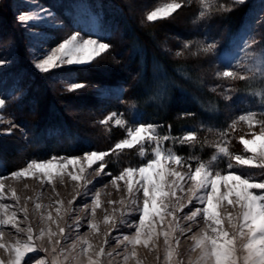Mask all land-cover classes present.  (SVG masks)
Segmentation results:
<instances>
[{"label":"trees","instance_id":"obj_1","mask_svg":"<svg viewBox=\"0 0 264 264\" xmlns=\"http://www.w3.org/2000/svg\"><path fill=\"white\" fill-rule=\"evenodd\" d=\"M47 3L60 16L65 35L79 31L86 37L103 38L112 47L90 67H66L43 74L27 60L24 29L15 13L11 10L0 17V59L7 61L0 66V97L6 98V112L17 128L12 135H0L1 174L33 159L111 149L120 131L108 137L96 124L110 112L120 114L129 125H160L157 130L174 139L172 147L177 154L205 159L217 153L208 144L206 133L225 132L232 119L249 112L264 119V75L249 60L247 65L243 63L247 79L217 75L219 70L238 64L225 62L224 54L236 50L245 38L248 51L264 58V23L249 28L264 13V0H247L230 12L195 9L185 12L180 22L175 18L150 22L135 14V5L127 0ZM3 6L0 0V9ZM167 35L215 44V48L210 53L174 56L166 48ZM100 64L105 67L101 69ZM260 69L264 71V64ZM71 82L88 85L80 104L70 103L79 98L75 95L78 90H65ZM97 86L111 95L100 97L91 88ZM152 88L154 92L148 91ZM80 107L86 111L78 113ZM192 130L198 136L195 143L178 142ZM6 140L20 143L10 149ZM216 164L227 168V159L220 158Z\"/></svg>","mask_w":264,"mask_h":264},{"label":"snow or ice","instance_id":"obj_2","mask_svg":"<svg viewBox=\"0 0 264 264\" xmlns=\"http://www.w3.org/2000/svg\"><path fill=\"white\" fill-rule=\"evenodd\" d=\"M33 5L37 10L31 12H21L17 16V21L21 27L25 28L31 34L39 35L35 32L36 22L51 18L55 20V15L50 8H45L37 4V0H32ZM245 0H232V4H243ZM180 3H167L162 7H156L153 11L147 14L148 21H157L166 19L172 15L177 9H180ZM219 12L232 11L231 6L218 5L216 8ZM204 13H201L203 16ZM30 22L32 26L30 27ZM264 23V13H262L252 24L250 29H254L257 25ZM251 35V33H249ZM249 40H243V47H247ZM185 48L189 45L185 43ZM112 45L105 42L103 38H93L88 35L85 38L81 32L77 31L60 40L55 46L44 48L41 46V51L38 58H34V67L43 74L50 73L55 70H60L71 66H88L102 57V54L110 50ZM215 48V44H207L202 47L204 52H210ZM179 55V53H177ZM7 63L6 60L0 59V66ZM264 64V58L259 61ZM257 72L264 75L260 67H257ZM218 76L232 79H247L248 77L241 76L232 70H225L217 73ZM84 82H71L66 86V91H76L87 87ZM99 90V86H97ZM10 102V101H9ZM6 107V98H0V110ZM115 113H112L101 121L106 124L108 120L113 119ZM191 115V114H188ZM255 113L249 112L247 115L239 116V120L247 121L249 127H253ZM11 124L7 133L12 134L15 124ZM123 121L116 119L115 124L120 125ZM233 121L231 128L235 127ZM259 124V132H252L250 139L240 137L243 144V154H235L230 150L228 141H221L214 145L216 152L222 159H227V168L223 171L213 170L212 161L217 159L216 155L212 156L211 161L207 163L197 160L196 166L193 168L191 158H185L176 154L170 148H165L163 142L172 140L171 136H161L157 129L160 125L153 123L139 122L135 127L127 129V138L121 139L114 145L109 152L105 151H88L81 156L57 157L52 156L43 160H31L26 167L11 172L9 175L13 178H22L35 176L40 174L41 178H46V182H51L54 176H59L63 179L65 170L71 167V171H67L66 175L72 181L79 182L85 180L83 192L77 190V197L88 196L90 190L87 185L91 184V180L85 179V167L92 168L97 165L93 171L96 176L101 173L112 177L110 172H106L105 157L110 152L122 151L124 149H132L140 145V155H145L144 144H151V158L142 163L138 167H126L111 179V183L119 187L118 182L122 181L126 188V199L129 203L125 206L124 199L121 198L119 203L128 209L127 212L121 211L119 222L115 217L112 218V230L118 229L127 224L129 228H134L132 234H123L117 238V242L131 246V251L124 256L125 261L131 257H135V246L143 244L145 246L153 245L156 238L163 237L165 255L164 264H185L183 260L176 259L181 255L176 245L179 239L176 233L191 232V226L181 224L182 220L196 222L200 217L203 220L204 227L200 228L192 236L195 240L193 250L199 249V254L194 264H264V120L256 121ZM171 127V126H169ZM227 131L222 135L227 136ZM197 133L195 130L188 131L185 135L178 138L181 144L195 143ZM260 142L257 146V142ZM86 161V165L82 163ZM99 162V163H98ZM186 168L185 171H180L179 167ZM242 167L259 169L257 180L253 175L247 172H241ZM5 177L0 176V200L5 198ZM188 185L186 188L185 185ZM183 193L187 195L185 202ZM101 192L99 190L91 192L93 205L91 207V215L95 217L96 209L101 204ZM11 198L18 204L20 197L16 195L15 189L11 190ZM196 204H193V201ZM73 201H68L71 205ZM237 207L235 213L229 212L225 218L220 211L224 203ZM109 204H116L117 201H108ZM56 216L54 217L51 211L46 215L41 214V219L47 225L56 224L57 232L52 231L50 226L40 227L38 233L34 234L33 226L29 223L26 229L19 227L16 211H9L10 208H15L16 205L0 203V225H11L16 229L19 236L20 233H25V239H16L11 244L0 243V249H3L7 254V258L0 256V264H30L26 260L29 253H35L38 250L48 252V248L38 249L35 245L37 241L43 240L47 236L49 243L52 244L51 261L38 260L33 264H64L68 259V255L75 249V243L71 249H61V254L64 260H60L57 254V246L59 240L53 242V237L60 236L67 239L65 227H61L57 222L61 219V213L68 215L70 208H64L62 201H55ZM191 205V207H189ZM88 206L85 205V208ZM36 209L41 208V204L35 205ZM187 208V213L184 209ZM19 211L24 214L25 219L28 217L26 207H19ZM116 210L113 209V212ZM135 214L138 218L129 221V217ZM109 216L105 215L104 220L107 222ZM89 228L98 229L96 223H89ZM79 224H77V229ZM107 236L108 233L106 232ZM3 233L0 232V237ZM83 242L80 251V256L86 257V264H101L100 257L105 255V250L100 247L98 251L90 252L92 245L84 237H79ZM107 243V241H105ZM112 256L113 253H107ZM119 255V253H117ZM139 264V262H138ZM188 264H193L189 261Z\"/></svg>","mask_w":264,"mask_h":264},{"label":"rangeland","instance_id":"obj_3","mask_svg":"<svg viewBox=\"0 0 264 264\" xmlns=\"http://www.w3.org/2000/svg\"><path fill=\"white\" fill-rule=\"evenodd\" d=\"M49 1L56 2V0H49ZM127 2L129 3L131 2V4H134L135 6L134 5L133 6L136 8L134 9V13L143 16L145 19L147 14L153 11L156 7H162L164 4L173 3V2L180 3L182 5V7L180 9H177L174 13H172L170 17L166 19H159L157 21L167 20L171 18H175L174 20L177 21L179 20L183 21V17H182L184 16L183 14H186L185 12L191 13L192 10L195 9H203L204 7H206V10H210V9L216 10L218 5L231 6V7L238 5V4H232V0H227V1L226 0L225 1L127 0ZM3 3L5 4V6H3V8L0 9L1 18L4 15H8L9 11L11 10L15 13L16 16H18L21 12H31L37 10L33 5L32 0H3ZM37 4L42 5L45 8H50L52 10V8L47 3V0L46 1L37 0ZM191 5L192 8H190ZM53 13L56 18L55 20L49 18L47 20L36 22L34 31L38 32L39 35L31 34L28 31H26L25 28H23L24 35L22 36V38L23 39L25 38L24 41L29 53V58L27 60H29L33 66H34L33 64L34 58H38V54L41 51V46H43L44 48L53 47L60 40L74 33L72 32L69 33L68 35H65L64 24L61 22L59 18L60 16L54 11ZM177 21H174L175 25H177L176 23ZM181 23L183 24V22ZM31 26H32V22H30V27ZM19 38L21 39V36ZM85 38L87 37L85 36ZM185 43H188L189 45L187 48H185L184 46ZM203 46H205L204 43L200 42L198 44L197 42H193L189 40H181L179 37H169L166 40V48L174 56H183V55H188L192 53H197L199 51H203L202 50ZM248 46L243 47V41H242L240 43V46L236 50L224 54L225 62L238 63L237 65H234L228 70H232L236 73H239L241 76H246L247 72L245 71L246 68L244 69V67L245 65H247L245 63H247L248 60L256 68L263 66V64L259 63V61L262 58L261 54L254 53L253 51L250 50L248 51ZM108 51L102 54V57L106 56ZM177 53H179V55ZM204 53H210V52H204ZM91 65L79 66V67H90ZM99 67L102 69L105 67V65L100 64ZM219 72H223V70H219ZM229 79L237 80L232 78ZM197 84L200 85L201 82H197ZM91 88L95 89V91L98 93L100 97H109L111 95V91L105 88L99 87V90H97V87H91ZM148 91L154 92L153 88L150 90L148 89ZM86 93L87 91L84 92V89L83 90L80 89L76 91L75 95H79V98L75 99L76 101L71 100L72 102L70 103L74 105L80 104L78 102L85 100L87 96ZM6 108L7 107H5L3 110H0V133H7L9 127H11V124L9 122L14 124L10 116L7 114ZM85 111L86 110H84L82 107L78 108L77 110L78 113H83ZM111 114L112 113L110 112L109 114L105 115L103 118H100L99 120L96 121V124L99 126V130L104 131L108 137L120 131L119 134L121 135L118 139L114 141L115 143L112 146L113 148L114 145L118 143L121 139L127 138V129L129 127H135V126L129 125L122 118V116L117 113H115L116 115L113 117V119L108 120L106 124L101 123V121L106 120V118ZM239 116L241 115H238L231 120L229 127L227 129V133H228L227 136L222 135V133L224 132L215 131V132L206 133L205 135H209L208 139L210 140L208 141V144L214 147L215 144L226 140L229 142L228 146L231 151H233L235 154H243V144L240 141V137L243 136L245 139H250L252 132H257V133L259 132V124L256 123V121L264 120V119L255 115V119L253 121V127L250 128L247 121L239 120ZM116 119H121L123 123L120 125H116L115 124ZM233 121L236 122L235 127L231 128L230 125H232ZM16 129H17L16 127L13 128V131ZM17 133L18 131L16 132V134ZM159 134L161 136H165V134H161V133ZM173 140L174 139L163 142V146L165 148H170L173 152H175L172 147ZM5 143L6 146H8L10 149L13 147H14L13 149H15V146L16 145L18 146L20 141L6 140ZM259 143L260 142L258 141L257 146L259 145ZM140 147H141L140 145H137L132 149H124L122 151L110 152V154L107 157H105V162H106L105 171L110 172L112 174V177H114L115 175H118L119 172L126 167H138L142 163L146 162L147 159L151 158V149L153 146L148 143L144 144V149H145L144 156L140 155ZM95 151L109 152L110 149L95 150ZM83 155L84 153L76 156L83 157ZM215 155L217 156V159L215 161H212V165H211L213 170H221V171L225 170L226 168L219 167L216 164V162L221 157L218 153H216ZM60 157H65V156H60ZM182 157L191 158V163L193 168L196 166L197 160L207 163L212 159V157L205 159L199 156H182ZM29 162L30 161L22 163L18 168H16V170L26 167ZM82 163L86 165V161H82ZM96 167L97 165H93L92 168L85 167V173H84L85 179L92 181L91 184L87 185L88 189L90 190V194L88 196L77 197L76 199L73 198L76 197L77 190L83 192V188L80 186L84 185L85 180H81L79 182L72 181L70 177L66 175L67 171L72 170L71 167L65 170L62 180L59 176H54L51 182H46V178H41L39 173H37L35 176H28L22 178L11 177L9 175L11 172L5 174L0 173V176L5 177L4 179L5 198L0 200V203L16 205L15 208H10L9 211L10 212L16 211L17 221L20 228L26 229L27 225L31 223L33 226L34 234L38 233L40 227H47V226H50L52 228V231L54 232L58 231V229L56 228V224L47 225L46 222L41 219V214L46 215L48 211H51L54 217L56 216V212H55L56 200L62 201V206L64 208H70L71 211L69 212V214L64 215V213L62 212L60 214L62 218L57 221L61 227H65V234L67 235L68 238L64 239L60 236L53 237V242L59 240V245L57 246V254L60 260H64V257L61 254V249L68 250L71 249L73 243H75L76 245L75 249L72 250L68 255V259L64 261V264H86L87 258L80 256V251L83 246V242L82 240L79 239V237H84L93 246L90 252L98 251L100 247L104 248L105 255L100 257L101 264H138V262L139 264H164L165 247L162 236L155 239L154 246L153 245L145 246L143 244L136 245L135 251L137 255L125 261L124 256L127 255L132 250L131 246L118 243L117 238L123 234H129V235L132 234L134 232V228H129L127 224H124L118 229V231H113L112 218L115 217L119 222L120 212L128 211L126 207L122 206L119 203L121 198L126 197V188L122 181L118 182L119 187L113 185L111 183L112 177L104 175L103 173H101L100 176H96L95 172L93 171V169H95ZM179 170L183 172L186 170V168L179 167ZM240 171L247 172L253 175V177L257 180L260 179V176L258 175L259 169L242 167ZM185 187L187 188L188 185L186 184ZM12 189H15L16 195L20 197L18 204L15 200L11 198ZM97 190L101 192V197H100L101 204L96 209L95 217H92L91 207L94 205H93V200L91 198V192ZM178 195H183L186 202L187 195L183 193H178ZM109 200L117 201V203L114 205L109 204L108 203ZM68 201H73V202L71 205H69ZM37 203L41 204L40 209L35 208V205ZM128 203L129 201L125 198L124 205L126 206ZM196 203L197 202L194 200L193 204ZM85 205H87L88 207L85 208ZM19 207L27 208L28 210L27 219H25L24 214L19 211ZM189 207H191V205H189ZM113 209H115L116 211L113 212ZM237 210H238V205L237 207L234 208L231 205H228L226 202L220 208V211L224 214L225 218L229 212L235 213ZM187 211L188 209L185 208L184 212L187 213ZM105 215H108L110 217L107 222H105L104 220ZM137 218L138 217L135 214H133L128 219L130 221L132 219H137ZM90 222L96 223L98 225L99 230L89 228L88 224ZM77 224H79L78 229H77ZM181 224L185 226H191L192 231L191 232L185 231L182 234L176 233V236L179 239V243L176 245V247L178 248L181 255L175 258L183 260L185 264H188L189 261H192L194 264L195 260L198 257L199 249L193 250L195 245V240L192 239V236L200 228L204 227V223L202 218L198 217L196 222L182 220ZM0 232L3 233V236L0 237V243L3 244H11L15 242L16 239L26 238L25 233H20L18 236L16 233V229H14L11 225H0ZM106 232L108 233L107 236L105 235ZM105 241H107V243H105ZM35 246L38 249L48 248L49 251L44 252L42 250H38L35 253H29L25 259L28 260L30 264H33V262H36L38 260L51 261L53 259V256L51 255L52 244L49 243L47 236H45L43 240L37 241ZM110 252L113 253L111 257L107 255V253ZM117 253H119V255H117ZM0 256H4L5 259L7 258V254L4 252L3 249H0Z\"/></svg>","mask_w":264,"mask_h":264}]
</instances>
